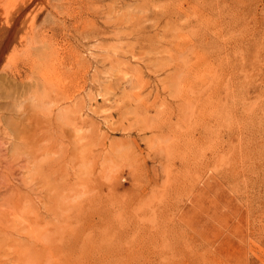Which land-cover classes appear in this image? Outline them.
Returning <instances> with one entry per match:
<instances>
[{"label": "rangeland", "instance_id": "1", "mask_svg": "<svg viewBox=\"0 0 264 264\" xmlns=\"http://www.w3.org/2000/svg\"><path fill=\"white\" fill-rule=\"evenodd\" d=\"M34 1L0 70V264H264V0Z\"/></svg>", "mask_w": 264, "mask_h": 264}, {"label": "bare ground", "instance_id": "2", "mask_svg": "<svg viewBox=\"0 0 264 264\" xmlns=\"http://www.w3.org/2000/svg\"><path fill=\"white\" fill-rule=\"evenodd\" d=\"M30 1H34V0H30ZM39 1V0H38ZM35 2V1H34ZM33 2V3H34ZM29 0H18L15 1L13 6H12V10H10L6 15L4 19H0V70H3L4 67L7 68L9 61L12 62V60H10V55L8 56L7 53H9L11 50V47H13L12 49H17L20 41V35L23 33L20 32V34L18 35L19 31L23 30L24 31V26H25V21H21L20 22V17L22 16V13L24 12V9L29 5ZM37 3V2H36ZM39 3V2H38ZM43 3V2H41ZM40 3V4H41ZM31 4V3H30ZM43 5V4H42ZM32 6V5H31ZM36 6V5H35ZM29 11V9H28ZM24 14V13H23ZM28 14V13H27ZM27 17V16H26ZM27 18H30L27 17ZM26 18V19H27ZM22 19V18H21ZM24 17V20H26ZM32 19V18H30ZM27 21H29V19H27ZM19 25V26H18ZM19 27V28H17ZM28 30V28L26 29ZM25 30V31H26ZM32 36V34H31ZM22 37V36H21ZM33 37V36H32ZM26 38V37H25ZM27 40V39H26ZM17 45L16 47H14V45ZM49 48V46H48ZM19 49H17L18 51ZM9 51V52H8ZM25 51V50H24ZM50 51V50H49ZM54 52V51H53ZM13 53V52H12ZM52 54V53H51ZM43 60V59H42ZM47 63V62H46ZM12 64V63H11ZM42 64V63H41ZM13 65V64H12ZM46 65V64H45ZM57 71V70H56ZM46 73V72H45ZM45 75V74H44ZM43 75V76H44ZM52 81V80H51ZM56 81V80H53ZM60 81V80H59ZM75 93V92H74ZM259 131V130H258ZM241 152V151H240ZM256 194V193H255ZM25 208V207H24ZM7 222V221H6ZM7 232V231H6ZM4 253V252H3ZM7 260V259H5Z\"/></svg>", "mask_w": 264, "mask_h": 264}]
</instances>
